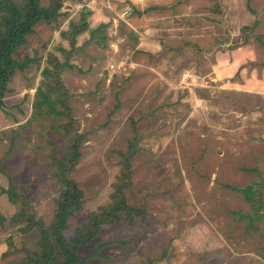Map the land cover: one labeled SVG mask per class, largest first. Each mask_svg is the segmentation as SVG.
I'll return each mask as SVG.
<instances>
[{
	"label": "rangeland",
	"instance_id": "obj_1",
	"mask_svg": "<svg viewBox=\"0 0 264 264\" xmlns=\"http://www.w3.org/2000/svg\"><path fill=\"white\" fill-rule=\"evenodd\" d=\"M61 11L14 53L36 61L12 76L0 110V188L27 185L26 197L50 223L62 188L50 141L61 156L65 138L57 134L62 119L32 103L60 31L70 21L94 23L87 11L102 12L106 42L83 45L84 32L73 67L61 71L86 134L71 175L83 208L65 237L109 203L116 151L127 152L137 136L126 194L144 206V218L120 214L102 224L79 247L91 254L86 264H264V0H65ZM248 185L251 201L238 189ZM1 189L0 212L11 215L19 204ZM247 215L255 219L246 232ZM8 230L0 228L3 236ZM13 239L5 256L0 246V264H21V241L37 249L34 230Z\"/></svg>",
	"mask_w": 264,
	"mask_h": 264
},
{
	"label": "trees",
	"instance_id": "obj_2",
	"mask_svg": "<svg viewBox=\"0 0 264 264\" xmlns=\"http://www.w3.org/2000/svg\"><path fill=\"white\" fill-rule=\"evenodd\" d=\"M64 1L49 0L48 4H43V0H0V110L12 76L17 70L22 71L36 61L35 58L29 57L21 61L14 56V53L27 43V36L35 31V25L40 22L50 24L58 21L62 15ZM87 14L94 23L88 24L84 21L77 27L73 21H70V28L66 29L68 25L60 31L58 44L51 52H48V65L41 70L43 79L36 90L37 96L41 98L32 103L39 112L52 114L62 119L57 125V134L65 138L66 150L61 156L57 153L58 144L50 141L51 165L54 167L52 174L62 185L54 202L50 223H45L32 202L26 197L29 189L27 185H18L10 181L7 187L0 188L1 193H5L12 204H19L11 215L0 212V228L8 227L21 233L34 230L38 236L36 250H23L25 264H86L91 254H80L79 247L90 243L102 224L112 219L119 220L120 214H124L129 221H132L135 216L143 219L145 214L144 206L130 204L126 194L133 185L132 158L138 150L136 147L138 137L135 136L129 141L127 152L116 151L121 157L120 173L112 185L109 203L91 211L84 224L75 229L74 234L68 238L64 235V231L69 226V218L83 208L84 191L71 175L79 162L80 148L86 141V134L80 131L79 121L71 114V107L68 105L71 95L62 82L61 71L65 67H73L70 58L77 47L81 46L82 43H78V40L84 32L89 30V37L83 40V45L93 40V42L105 43L108 38L104 32L107 24L105 15L98 11H87ZM96 32L100 35H96ZM43 107H46L45 111ZM238 189L243 191L246 200L251 201L252 185ZM257 215L261 217L260 213ZM245 217L248 218L247 232L252 227L255 217L249 215ZM9 238L12 239L11 235Z\"/></svg>",
	"mask_w": 264,
	"mask_h": 264
},
{
	"label": "crops",
	"instance_id": "obj_3",
	"mask_svg": "<svg viewBox=\"0 0 264 264\" xmlns=\"http://www.w3.org/2000/svg\"><path fill=\"white\" fill-rule=\"evenodd\" d=\"M132 174H133V169H132ZM13 205V204H12ZM14 206V205H13ZM15 206H14V209H13V207H12V209L11 210H13V211H11V212H7V213H9V214H11L12 212H14L15 211ZM15 230V229H14ZM9 232H8V235H11V237H12V241H9L8 240V238H7V236H3L1 233V231H0V246H2V245H4V248H3V252H2V255L3 256H5L8 252H9V249L12 247V246H14V244H13V238H18V236L19 235H22L23 233H21V232H17V231H15V234L13 235V231H12V229L11 230H8ZM29 233V232H28ZM20 239L22 240V238L20 237ZM9 241V242H6V241ZM3 241H5V242H3ZM23 241H21V245L19 246V248H21V249H31V248H28V247H26V246H24L23 245V243H22ZM8 245H7V244ZM36 245V244H35ZM36 247V246H35ZM35 250V249H34ZM1 255V256H2ZM1 258V257H0ZM3 258V257H2ZM21 264L23 263V264H25V262H24V259L22 258L21 259V262H20Z\"/></svg>",
	"mask_w": 264,
	"mask_h": 264
}]
</instances>
